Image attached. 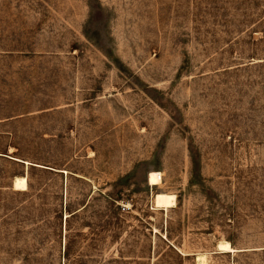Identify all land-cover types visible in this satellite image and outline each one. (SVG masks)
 <instances>
[{
  "label": "rangeland",
  "instance_id": "1",
  "mask_svg": "<svg viewBox=\"0 0 264 264\" xmlns=\"http://www.w3.org/2000/svg\"><path fill=\"white\" fill-rule=\"evenodd\" d=\"M0 264H264V0H0Z\"/></svg>",
  "mask_w": 264,
  "mask_h": 264
},
{
  "label": "bare ground",
  "instance_id": "2",
  "mask_svg": "<svg viewBox=\"0 0 264 264\" xmlns=\"http://www.w3.org/2000/svg\"><path fill=\"white\" fill-rule=\"evenodd\" d=\"M147 181L151 185L160 184V182H161L160 173L157 172V171H150L148 173V176H147ZM12 186H13V189H16V190L25 189L27 187L26 178L24 176H21V175L20 176H16L13 179ZM174 203H175V196L172 193L159 191V192H156L154 194V196H153V205L155 207H157V208L165 209L167 207H170V206L174 205ZM219 246H220V249H223L225 251H230V250L233 249L230 246V244L228 242L224 241V240L221 241ZM201 259H202V262H203L204 258H201Z\"/></svg>",
  "mask_w": 264,
  "mask_h": 264
}]
</instances>
